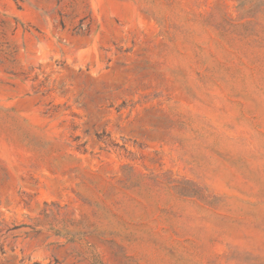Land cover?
Listing matches in <instances>:
<instances>
[{"label": "rangeland", "instance_id": "obj_1", "mask_svg": "<svg viewBox=\"0 0 264 264\" xmlns=\"http://www.w3.org/2000/svg\"><path fill=\"white\" fill-rule=\"evenodd\" d=\"M0 264H264V0H0Z\"/></svg>", "mask_w": 264, "mask_h": 264}]
</instances>
